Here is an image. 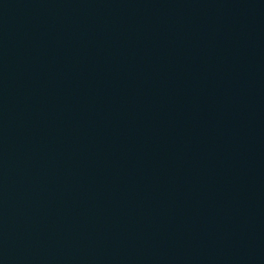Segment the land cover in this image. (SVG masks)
I'll use <instances>...</instances> for the list:
<instances>
[{"label": "water", "instance_id": "obj_1", "mask_svg": "<svg viewBox=\"0 0 264 264\" xmlns=\"http://www.w3.org/2000/svg\"><path fill=\"white\" fill-rule=\"evenodd\" d=\"M0 264H264V0H0Z\"/></svg>", "mask_w": 264, "mask_h": 264}]
</instances>
